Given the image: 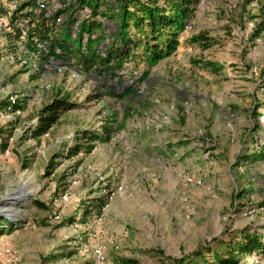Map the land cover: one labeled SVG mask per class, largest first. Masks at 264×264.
<instances>
[{
    "label": "rangeland",
    "instance_id": "374dc122",
    "mask_svg": "<svg viewBox=\"0 0 264 264\" xmlns=\"http://www.w3.org/2000/svg\"><path fill=\"white\" fill-rule=\"evenodd\" d=\"M262 22L264 0H198L178 49L155 65L130 63L104 81L114 82L101 99H89L91 76L34 78L1 58L0 103L11 108L0 112V249L17 252L9 264H99L96 246L102 264H209L242 231L264 236V160H250L264 145ZM54 98L77 107L34 138ZM235 261L264 264L257 253Z\"/></svg>",
    "mask_w": 264,
    "mask_h": 264
},
{
    "label": "trees",
    "instance_id": "16d2710c",
    "mask_svg": "<svg viewBox=\"0 0 264 264\" xmlns=\"http://www.w3.org/2000/svg\"><path fill=\"white\" fill-rule=\"evenodd\" d=\"M83 5L92 9V15H100L105 21L113 22V30L108 32L109 26L104 22L90 20L81 26L82 33H88L89 39L86 48L81 49L80 37L73 41V47L68 45L65 39L62 47L64 51L78 65L82 66L87 76L94 74H107V76L122 78V75L112 74L113 72L124 70L129 62L141 59L150 65H155L161 60L171 56L180 44L179 34L183 31L190 16L196 7L198 0H81ZM161 2V3H159ZM100 5H104L101 9ZM264 31V22L257 25L255 36H259ZM92 32L97 33V37H91ZM107 33L110 35L108 48L104 54L97 51L96 46L106 40ZM203 38V37H201ZM195 41L202 40L199 37ZM102 88V89H101ZM98 87L89 99H101L109 91L106 86ZM113 88V87H112ZM111 89V88H110ZM5 105V107H3ZM11 108V103H0V112ZM76 104L66 98H54L45 104L39 112L38 124L32 132L34 138L46 135L61 119L62 114L74 110ZM19 108L16 103L12 106L15 110ZM2 132H0V137ZM98 139V137H95ZM94 140V139H90ZM8 144L4 141L0 143V150H5ZM92 147L88 145L87 153H91ZM77 148L71 151L72 155L78 153ZM250 160H264V149L253 154ZM106 200L99 199V203L93 205L98 209ZM264 206V202L261 204ZM228 253L223 256L219 252L212 254L213 261L209 264H235V256L246 257L257 253L260 259L264 260V236L257 233H250L247 230L241 232L239 240L235 246L221 243ZM128 264V260L124 261Z\"/></svg>",
    "mask_w": 264,
    "mask_h": 264
},
{
    "label": "built area",
    "instance_id": "2783aa9c",
    "mask_svg": "<svg viewBox=\"0 0 264 264\" xmlns=\"http://www.w3.org/2000/svg\"><path fill=\"white\" fill-rule=\"evenodd\" d=\"M100 6L104 8V5ZM90 20L105 21L100 15L93 17L92 9L83 5L81 0H0V59L4 58L5 65L8 64L6 67H10L8 72L19 70L37 78L45 72L54 71L69 74L72 79H80L86 75L82 66L67 55L62 45L66 39L68 45L73 47V41L82 34L81 49L84 51L89 35L81 32V26ZM104 24L109 26L108 32L113 30V22L105 21ZM91 37L96 38L97 33L92 32ZM106 37L96 46L100 54H104L108 48L109 33ZM129 65L130 62L125 68ZM124 73V70H120L112 74ZM91 78L92 83L97 85L96 89L101 86L109 88L110 82H114L109 80L105 85L106 79H119L118 76L112 78L105 73L91 75ZM139 92H142V88ZM258 115L264 125V106L258 109ZM256 148V151H262L264 145ZM189 183L201 184V181L190 179ZM16 254L13 248H1L0 264H9ZM95 256L99 264L104 263L105 255L100 246H96Z\"/></svg>",
    "mask_w": 264,
    "mask_h": 264
}]
</instances>
